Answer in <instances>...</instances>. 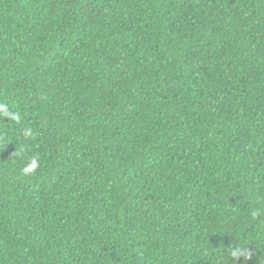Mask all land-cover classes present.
I'll list each match as a JSON object with an SVG mask.
<instances>
[{"label": "trees", "instance_id": "trees-1", "mask_svg": "<svg viewBox=\"0 0 264 264\" xmlns=\"http://www.w3.org/2000/svg\"><path fill=\"white\" fill-rule=\"evenodd\" d=\"M0 264H264V0H0Z\"/></svg>", "mask_w": 264, "mask_h": 264}, {"label": "clouds", "instance_id": "clouds-1", "mask_svg": "<svg viewBox=\"0 0 264 264\" xmlns=\"http://www.w3.org/2000/svg\"><path fill=\"white\" fill-rule=\"evenodd\" d=\"M32 168H34L35 167V164H33L32 166H31ZM258 213L257 212H253L252 213V215L253 216H256ZM231 255L233 256V257H236V258H240V257H244L245 258V260L246 259H249L250 260V252H249V254L248 255H245L243 252H241L240 250H236V251H233L232 253H231Z\"/></svg>", "mask_w": 264, "mask_h": 264}]
</instances>
